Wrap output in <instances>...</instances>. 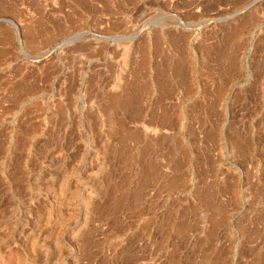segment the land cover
<instances>
[{
  "label": "rangeland",
  "instance_id": "1",
  "mask_svg": "<svg viewBox=\"0 0 264 264\" xmlns=\"http://www.w3.org/2000/svg\"><path fill=\"white\" fill-rule=\"evenodd\" d=\"M0 264H264V0H0Z\"/></svg>",
  "mask_w": 264,
  "mask_h": 264
},
{
  "label": "bare ground",
  "instance_id": "2",
  "mask_svg": "<svg viewBox=\"0 0 264 264\" xmlns=\"http://www.w3.org/2000/svg\"><path fill=\"white\" fill-rule=\"evenodd\" d=\"M3 8H4V7H3ZM4 9H5V8H4ZM29 26H30V25H29ZM29 26H28V27H29ZM62 31H63V30H62ZM226 33H227V32H226ZM26 34H27V33H26ZM35 34H36V33H35ZM35 34H34V35H35ZM29 36H30V35H29ZM51 36H52V35H51ZM30 37H31V36H30ZM24 38H25V37H24ZM33 38H35V37H33ZM33 38H32V39H33ZM49 38H50V37H49ZM49 38H48V39H49ZM51 38H52V37H51ZM1 39H2V38H1ZM48 39H47V42H48ZM231 39H232V38H231ZM42 40H43V39H42ZM218 40H219V39H218ZM220 41H221V40H220ZM27 43H28V42H27ZM31 43H32V42H31ZM156 43H157V42H156ZM239 43H240V42H239ZM37 45H38V44H37ZM83 47H84V46H83ZM79 48H80V47H79ZM160 48H161V47H160ZM160 48H159V49H160ZM144 49H145V48H144ZM157 49H158V48H157ZM181 51H182V50H181ZM255 51H256V50H255ZM235 53H236V52H235ZM182 54H183V53H182ZM213 55H214V54H213ZM214 56H215V55H214ZM142 57H143V56H142ZM216 58H217V57H216ZM175 61H176V60H175ZM224 61H225V60H224ZM228 61H229V60H228ZM179 62H180V60H179ZM191 63H192V62H191ZM232 63H233V62H232ZM182 64H183V63H182ZM180 65H181V64H180ZM234 65H235V64H234ZM259 65H260V64H259ZM164 68H165V67H164ZM186 71H187V70H186ZM186 71H185V72H186ZM262 71H263V70H262ZM181 72H182V71H181ZM185 72H184V73H185ZM167 75H168V74H167ZM181 76H182V80L185 81V80H184L185 77H186L185 74H184V75H181ZM161 81H162V80H161ZM170 82H171V81H170ZM141 84H142V83H141ZM157 85H158V84H157ZM161 85H162V84H161ZM172 85H173V84H172ZM186 85H187V84H186ZM190 85H191V84H190ZM133 86H134V85H133ZM134 87H135V86H134ZM187 87H188V85H187ZM191 87H192V86H191ZM171 88H172V87H171ZM144 89H145V88H144ZM167 89H168V88H167ZM190 89H191V88H190ZM184 90H185V89H184ZM161 91H162V90H161ZM215 91H216V90H215ZM219 91H220V90H219ZM219 91H217V92L219 93ZM220 92H222V91H220ZM189 93H190V92H189ZM93 96H94V95H93ZM116 97H117V96H116ZM156 98H157V97H156ZM116 99H117V98H116ZM129 99H130V98H129ZM126 100H127V99H126ZM127 101H128V100H127ZM111 102H112V101H111ZM132 102H133V101H132ZM125 104H127V103H125ZM116 107H117V106H116ZM122 107H123V106H122ZM165 112H166V111H165ZM162 113H163V112H162ZM164 114H165V113H164ZM162 116H164V115H162ZM160 117H161V116H160ZM167 118H168V117H167ZM162 120H163V119H162ZM166 121H167V120H166ZM162 122H165V121H162ZM124 137H125V136H124ZM133 139H134V138H133ZM136 193H137V192H136ZM3 260H4V259H3Z\"/></svg>",
  "mask_w": 264,
  "mask_h": 264
}]
</instances>
